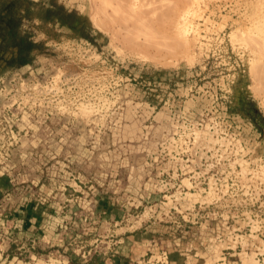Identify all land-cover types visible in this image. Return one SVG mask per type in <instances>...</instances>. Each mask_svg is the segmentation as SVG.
<instances>
[{
    "label": "rangeland",
    "instance_id": "1",
    "mask_svg": "<svg viewBox=\"0 0 264 264\" xmlns=\"http://www.w3.org/2000/svg\"><path fill=\"white\" fill-rule=\"evenodd\" d=\"M181 246L264 264V0H0V264Z\"/></svg>",
    "mask_w": 264,
    "mask_h": 264
},
{
    "label": "crops",
    "instance_id": "2",
    "mask_svg": "<svg viewBox=\"0 0 264 264\" xmlns=\"http://www.w3.org/2000/svg\"><path fill=\"white\" fill-rule=\"evenodd\" d=\"M175 244L178 246V245H180V242L179 241L175 242ZM183 248H185V247L181 246L180 248H177V247L173 248L171 251H169V250L165 251L166 256H167V260H168V262L170 261V264H173L172 260L174 259L175 256L180 254V252ZM186 249L188 250V248H186ZM143 254H144V252L141 253V251L134 252V253L124 252V253H122V256H123L122 261H126V260L129 261L130 260V262H131L133 260H139L140 258H142ZM125 264H126V262H125ZM128 264H131V263L128 262Z\"/></svg>",
    "mask_w": 264,
    "mask_h": 264
}]
</instances>
